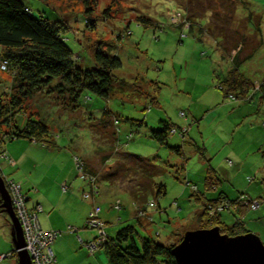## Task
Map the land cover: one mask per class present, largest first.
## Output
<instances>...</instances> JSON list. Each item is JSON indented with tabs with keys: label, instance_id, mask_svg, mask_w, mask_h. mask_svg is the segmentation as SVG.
Masks as SVG:
<instances>
[{
	"label": "rangeland",
	"instance_id": "obj_1",
	"mask_svg": "<svg viewBox=\"0 0 264 264\" xmlns=\"http://www.w3.org/2000/svg\"><path fill=\"white\" fill-rule=\"evenodd\" d=\"M23 2L34 16L64 26L63 38L81 66L93 64V50L98 41L103 42V48L119 58L121 66L112 73L125 84L123 90H113L108 100L81 99L74 111L59 109L51 96L43 94L27 99L15 111L13 123L20 127L27 117L40 112L55 141L47 147L18 137L1 145L5 150L12 142L24 159L14 180L21 192L37 196L42 189L47 191L49 188L41 186L47 177H38L49 170L54 179L61 171L71 172L63 182L75 196L78 188L82 193L90 191L75 168L76 156L96 175L90 208L97 207L96 215L109 238L131 226L136 243L141 238L165 242L172 232V239H179L185 230L206 225L205 218L197 216L206 199L204 211L209 216L214 217L218 206L226 207L217 211L221 224L230 227L239 218L244 229L264 244V97L259 98L256 91L264 82V0H206L218 17L209 12L196 17L192 31L175 15L177 11L186 14V0ZM139 17L153 25L140 23ZM209 20L217 22L212 31L222 32L228 49L243 43V55L256 46L239 66L254 85L241 99L223 98L217 87L231 63L217 47L220 37L203 31ZM233 53L230 49L228 55ZM10 81V72L0 67L1 100L9 98ZM104 119L108 120L105 124ZM160 121L171 128L165 144L150 137V130L161 128ZM1 127L7 130V126ZM176 146L181 156L172 149ZM210 169L218 182L206 189L204 178ZM10 171L0 159V174ZM158 186L163 193L157 192ZM215 198L219 200L209 201ZM150 199L154 206L145 210L153 211L152 222L148 213L138 222L136 206ZM94 236L95 229H86L87 241ZM81 247L83 254L70 253L68 264H99L101 254H90ZM0 255H5L0 264H17L3 214Z\"/></svg>",
	"mask_w": 264,
	"mask_h": 264
},
{
	"label": "trees",
	"instance_id": "obj_2",
	"mask_svg": "<svg viewBox=\"0 0 264 264\" xmlns=\"http://www.w3.org/2000/svg\"><path fill=\"white\" fill-rule=\"evenodd\" d=\"M81 1L88 4V0ZM185 4L186 14L181 13V16L188 23L189 31L194 28L195 18L205 15L206 12L215 18L218 17V13L212 11L210 5L206 4V0H186ZM85 8L90 9L88 6ZM86 14H90V12ZM138 21L144 25H153L146 17H139ZM213 23L217 22L209 20L206 29L203 31L220 37L217 47L223 58H227L231 63L226 73L220 78L217 87L223 98L231 96L235 100L241 99L248 91L254 90V85L248 77L239 71V66L252 56L256 46L254 45L242 55L243 43H235L230 47L234 53L228 55L230 49L227 47L226 37L222 35L220 30L216 31L217 34L214 33ZM62 27L64 26H60L55 20H49L43 16H34L23 0H0V46L2 47L0 60L4 62L5 68L11 74L9 98L4 101L0 97V127L6 128L7 126L6 131L2 127L0 128V147L4 141L18 137L40 142L41 146L50 147L55 144L50 126L40 112L27 117L22 127L13 123L12 118L15 111L21 109L25 101L35 95L51 96L52 103L59 109L74 111L79 108V102L83 98L95 96L108 100L113 90H123L122 87L125 83L112 73L114 69L121 66L117 55L107 51V48H103V42L98 41L93 50V64L81 66L75 60L73 51L66 45ZM212 29L214 30L212 31ZM198 30L202 31L201 28ZM256 91L259 98L264 97V82L259 84ZM107 112L105 111L106 114H108ZM35 115L38 117L34 118ZM105 120H103L104 124L108 122ZM160 123L161 128L150 130V137L159 144H165L171 128L166 121H160ZM172 149L180 154L179 146ZM0 152L4 151L0 148ZM132 157L144 161L138 157ZM76 158L82 162L81 179L93 188L96 175L88 169L86 171L84 161L79 157ZM90 172L93 174H89ZM88 176L93 178L92 183L87 180ZM204 181L206 189H211L216 185L218 179L212 169L207 170ZM261 184L264 189V177L261 179ZM157 192L163 193L164 190L158 186ZM221 195L223 194L219 196ZM223 197L226 198V196ZM218 200L219 198L209 199L212 202ZM205 201L206 199L203 202L204 207ZM149 202H152L154 206V201L150 199L143 206L136 207L147 213L145 208L149 207ZM204 207L198 215L196 214L199 218H205L203 221L206 225L200 226V228L217 226L221 233L231 236L248 232L244 229L239 218L235 219L232 226L227 227L219 222L217 211L212 217L204 211L207 208ZM236 211L241 213V209ZM144 216L137 217L135 215L138 222H141V218ZM149 221L151 222L150 217ZM133 233H136L133 227L125 226L117 231L114 238L107 236L99 249L103 250L105 264H179L171 254V249L179 242L183 234L176 240L172 239L174 234L172 232L165 242L141 238L139 243H136ZM80 244L82 243L80 242Z\"/></svg>",
	"mask_w": 264,
	"mask_h": 264
},
{
	"label": "crops",
	"instance_id": "obj_3",
	"mask_svg": "<svg viewBox=\"0 0 264 264\" xmlns=\"http://www.w3.org/2000/svg\"><path fill=\"white\" fill-rule=\"evenodd\" d=\"M29 142L36 144L35 141ZM9 146L14 148L9 149ZM2 150L4 151L3 154L5 157H1L0 159L6 167L8 165V167L11 168V171L6 173V175L3 177L14 181L15 179H18L17 175L15 174V170H20L24 159L12 142L7 143L5 145V150ZM70 173L71 172H68V170L65 172L61 171V173H59V175L54 179L50 170L42 172L38 178L47 177V179L44 181V183H41V186L49 189L47 191L42 189V193L37 196H30V194L25 192V197L27 201H29L28 205L32 206L34 204H38L41 207V211L37 214L39 226L44 230H55L60 233L51 243V245H53L52 251L54 253V261L52 264H68L67 256H69L70 253L75 256L78 254H83L81 250L82 247L80 244H77L75 237L78 238L79 242L87 241V237H85V235L86 229L89 228L84 226L83 220L92 210V208H90L92 206H90V203L93 204L94 202V200H92L94 192H92V188L90 187L91 190L86 192L87 197H84L82 194L84 190L82 189L80 191L78 188L76 193L77 195L75 196V191H70L68 185L67 190L63 191L61 189V184L65 183L63 180L69 178ZM89 174L93 173L90 172ZM47 180H50V183H48ZM59 182L62 183L59 184ZM31 183L34 184L32 180ZM80 195L84 200H80ZM143 205L144 204L141 206ZM147 213L151 218L153 211H147ZM70 228H74L75 230L70 231ZM96 253L101 254L102 256V258L98 257L99 264L103 263V250L101 249Z\"/></svg>",
	"mask_w": 264,
	"mask_h": 264
},
{
	"label": "water",
	"instance_id": "obj_4",
	"mask_svg": "<svg viewBox=\"0 0 264 264\" xmlns=\"http://www.w3.org/2000/svg\"><path fill=\"white\" fill-rule=\"evenodd\" d=\"M0 213L6 218L17 264H31L10 196L0 174ZM179 264H264V244L251 232L221 233L217 226L184 231L171 249Z\"/></svg>",
	"mask_w": 264,
	"mask_h": 264
},
{
	"label": "built area",
	"instance_id": "obj_5",
	"mask_svg": "<svg viewBox=\"0 0 264 264\" xmlns=\"http://www.w3.org/2000/svg\"><path fill=\"white\" fill-rule=\"evenodd\" d=\"M175 15L180 19L183 27H188V23L182 18L181 13L177 11ZM0 67L5 68L4 62L0 60ZM5 157L3 152H0V158ZM75 168L82 177V162L74 157ZM5 179V178H4ZM87 180L92 183L93 178L87 177ZM5 188L10 196L13 212L20 224L22 235L24 239V248L27 251L31 264H52L54 261L53 251L51 249V243L57 235L60 233L55 230H44L39 226L37 220V214L41 211V207L38 204L28 205L25 194L21 192L20 187L14 181L5 180ZM63 191L67 190L65 183L61 184ZM84 197H87L86 193H83ZM115 207H119V203L115 204ZM149 207H153V203H148ZM224 207H217L216 211L221 210ZM97 207H93L85 218L84 225L86 228L95 229L96 236L91 241L81 242L83 247H86L90 254L98 252L101 248V244L106 240L107 235L104 231L103 222L97 217ZM145 211L136 209V216L145 215ZM70 231H74V228H70ZM9 255V254H8ZM5 255H0V258ZM101 264H105L104 262Z\"/></svg>",
	"mask_w": 264,
	"mask_h": 264
},
{
	"label": "clouds",
	"instance_id": "obj_6",
	"mask_svg": "<svg viewBox=\"0 0 264 264\" xmlns=\"http://www.w3.org/2000/svg\"><path fill=\"white\" fill-rule=\"evenodd\" d=\"M2 176V175H1Z\"/></svg>",
	"mask_w": 264,
	"mask_h": 264
},
{
	"label": "flooded vegetation",
	"instance_id": "obj_7",
	"mask_svg": "<svg viewBox=\"0 0 264 264\" xmlns=\"http://www.w3.org/2000/svg\"><path fill=\"white\" fill-rule=\"evenodd\" d=\"M1 214V213H0Z\"/></svg>",
	"mask_w": 264,
	"mask_h": 264
}]
</instances>
